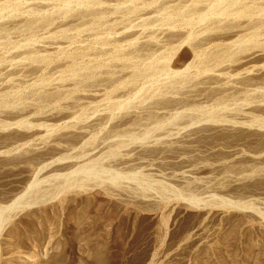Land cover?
<instances>
[{"label":"rangeland","instance_id":"rangeland-1","mask_svg":"<svg viewBox=\"0 0 264 264\" xmlns=\"http://www.w3.org/2000/svg\"><path fill=\"white\" fill-rule=\"evenodd\" d=\"M68 1L71 13L60 5ZM160 1L100 0L91 9L76 0H0V264H264V124L254 122L264 120V79L256 78L264 74V17L235 22L212 14L211 0H192L195 8L181 0L183 8H197L183 16L179 2L174 14V0L169 7ZM247 2L264 9V0ZM159 5L171 9L164 15ZM186 16L191 28L181 24ZM183 31L199 35L181 44ZM251 32L261 45L235 52L237 65L210 61L208 53ZM198 39L203 62L190 48ZM103 40L116 43L102 49ZM151 62L187 67L188 78L181 82ZM147 63L154 68L144 75ZM243 76L256 81L240 83ZM228 126L240 135L225 137ZM81 130V137L67 135ZM85 165L88 172L98 166L99 177L115 173L116 184L94 183L79 171Z\"/></svg>","mask_w":264,"mask_h":264},{"label":"bare ground","instance_id":"bare-ground-1","mask_svg":"<svg viewBox=\"0 0 264 264\" xmlns=\"http://www.w3.org/2000/svg\"><path fill=\"white\" fill-rule=\"evenodd\" d=\"M11 1H12V0H11ZM42 1H44V0H42ZM71 1H72V0H71ZM99 1H100V0H99ZM99 1H97V0H76V3H77L76 6H77V5H83V6H84V4H85V6L87 5L86 7H88V8L91 7V9H93L94 7L92 8V6H94L95 4H97ZM101 1H102V0H101ZM140 1H141V0H140ZM151 1L153 2V0H151ZM154 1H155V0H154ZM162 1H163V0H162ZM164 1H165V0H164ZM168 1L171 2V0H168ZM172 1H173V0H172ZM180 1H181V0H179V1H177V0L175 1V0H174V3H175V2H179V3H178V4H179L178 7H177V5H176V3H175V5H174L173 7L171 6L172 9H171V8H168V9H171V12L174 13V11H172V10H173V9H174V10H177V9H175V7L179 8V6L182 5V2H180ZM182 1H183V0H182ZM185 1H187V0H185ZM191 1H192V0H190V3H189V4H190L192 7H194V2H193V5H192ZM198 1L202 2L203 0H202V1H201V0H197V3H198V5H199L200 3H199ZM246 1H248V0H211V1H210L209 3H207V4H210L208 10L211 11L212 14L223 15V17H224V16H225V17L228 16V17H230L231 20H234V21H235L236 18H239V17H241V18H242V17H250V16H252V15H254V14L257 15V17H264V9H262V10H261V9H260V10H255L256 8H255L254 6H252V4H251V5H248L249 2H247V4H246V3H245ZM261 1H262V0H261ZM45 2H46V1H45ZM49 2H50V1H49ZM51 2H52V1H51ZM59 2H61V1H59ZM68 2H69V3H68ZM68 2H66L65 4H60V5H63V6L69 11V7H70L71 4H70V1H68ZM143 2H144V1H143ZM152 2H150V3H152ZM160 2H161V1L159 0V3H158V4H160ZM188 2H189V0L187 1V3H188ZM195 2H196V0H195ZM8 3H9V2H8ZM11 3H12V2H11ZM14 3H15V2H14ZM21 3H22V2H21ZM26 3H27V2H26ZM56 3H57V2H56ZM72 3H73V5H74V0H73ZM141 3H142V2H141ZM144 3L149 4V1H148V2L145 1ZM144 3H143V4H144ZM166 3L170 6V4H169V2H167V0H166V2H165V5L167 6ZM180 3H181V4H180ZM197 3H195V4H197ZM202 3H203V2H202ZM1 4H2V3H1ZM1 4H0V6H2ZM6 4H7V3H6ZM16 4H17V3H16ZM45 4H47V3H45ZM52 4H53V2H52ZM98 4H100V3H98ZM102 4H103V3H101V5H102ZM153 4L158 5V4H157V1H156V2H153ZM163 4H164V3H163ZM203 4H204V3H203ZM203 4H202V6H205V5L207 6V4H205V5H203ZM253 4H254V3H253ZM13 5H15V4H13ZM17 5H18V4H17ZM21 5H22V4H21ZM48 5L50 6L51 4L49 3ZM55 5H56V4H55ZM58 5H59V4H57L56 6H58ZM144 5H145V4H144ZM149 5H150V4H149ZM149 5H148V6H149ZM151 5H152V4H151ZM151 5H150L149 8H151ZM172 5H173V4H172ZM187 5H188V4H186V5H182V6H187ZM190 5H189V6H190ZM198 5H195V7H198ZM3 6H5V5L3 4ZM8 6H9V5H8ZM8 6H7V7H8ZM18 6H20V4H19ZM25 6H26V5H25ZM27 6H28V5H27ZM29 6H30V5H29ZM96 6H97V5H96ZM146 6H147V5H146ZM152 6H154V5H152ZM169 6H167V7H169ZM182 6H181V7H182ZM191 6H190V7H191ZM236 6H237V7H236ZM255 6H256V5H255ZM9 7H10V6H9ZM52 7H55V6H52ZM72 7H73V6H72ZM81 7H82V6H81ZM99 7H101V6L99 5ZM102 7L104 8V6H102ZM123 7H124V6H123ZM128 7H129V6H128ZM131 7H132V6H131ZM131 7H129V8H131ZM163 7H164V5H163ZM163 7L161 8V6L159 5L158 8H157V7H156V8H157V9H160V8H161L162 10H159V12L161 11L162 14L165 15V13H163V12H164V11L167 12L168 9L166 10L165 8H167V7H165V8H163ZM187 7H188V6H187ZM187 7H186V9H185V7H184V8H183V7L181 8L182 11H183V13H184V12L187 13V10H188V9L190 10V7H189L188 9H187ZM195 7H194V8H195ZM256 7L258 8V6H256ZM1 8H2V7H1ZM25 8H27V7H25ZM30 8H31V6H30ZM30 8H29V9H30ZM65 8H64V9H65ZM74 8H75V7H74ZM129 8H128V9H129ZM194 8H191V10L194 9ZM228 8H230V9H231V8H232V9H233V8H236V10H235L234 12H231V11H228V10H229ZM33 9H34V7H33ZM49 9L51 10L52 8L50 7ZM55 9H56V8H55ZM77 9H78V10H77L78 12H75V14H76V13H81V11L79 12V8H78V7H77ZM94 9H95V8H94ZM105 9H106V8H104V10H105ZM126 9H127V7H125V10H126ZM154 9H155V7H154ZM157 9H156V10H153V8H152L151 10H153V12H155V14H156V11H158ZM184 9H185L186 11H184ZM198 9H199V8H198ZM204 9H206V8H204ZM62 10H63V9H62ZM62 10H61V12H62ZM74 10H75V9H74ZM81 10H82V9H81ZM84 10H85V9H84ZM88 10H90V9H88ZM88 10L86 9L85 11L88 12ZM133 10H134V6H133ZM178 10H179V9H178ZM191 10H190V12H192ZM194 10L197 11V8L194 9ZM233 10H234V9H233ZM233 10H232V11H233ZM38 11L40 12V10H38ZM38 11H36V12H38ZM51 11H52V10H51ZM53 11H54V10H53ZM53 11H52V12H53ZM56 11H57V10H56ZM56 11H55V13H56ZM72 11H73V10H72ZM100 11H101V9L99 10V12H100ZM129 11H130V10H129ZM134 11H136V10H134ZM134 11H133V12H134ZM26 12H27V11H26ZM30 12H31V10H30ZM41 12H42V11H41ZM41 12H40V14H41ZM43 12H44V11H43ZM45 12H47V11H45ZM52 12L50 13V15L52 14ZM57 12H58V11H57ZM65 12H67V11H65ZM82 12H83V11H82ZM94 12H95V11H94ZM101 12H103V11H101ZM126 12H128V11L126 10ZM133 12H131V13H133ZM153 12L151 11V13H153ZM161 12H160V13H161ZM179 12H180V11H179ZM179 12H178V14H181V13H182V12H181V13H179ZM188 12H189V11H188ZM190 12H189V14H190ZM193 12H194V11H193ZM55 13H54V14H55ZM58 13H59V12H58ZM58 13H57V14H58ZM68 13H71V12L69 11ZM68 13H67V14H68ZM84 13H85V12H84ZM97 13H98V11H97ZM97 13L95 12V14H97ZM157 13H158V12H157ZM160 13H159V14H160ZM175 13L177 14V11H176ZM175 13H174V14H175ZM185 13H184V14H181V15L184 16V15H186ZM32 14L34 15L33 12H32ZM36 14H37V13H36ZM81 14H82V13H81ZM95 14H94V15H95ZM98 14H99V15H98ZM98 14H97V15L100 16L101 13H98ZM153 14H154V13H153ZM153 14H152V15H153ZM162 14H161V15H162ZM166 14H167V13H166ZM197 14H198V13H197ZM207 14H208V13H207ZM26 15H27V14H26ZM28 15H29V13H28ZM43 15H44V14H43ZM46 15H48V14H46ZM63 15H64V14H63ZM76 15H79V14H76ZM86 15H88V14L86 13ZM86 15H85V17H86ZM90 15H91V16H90ZM157 15H158V14H157ZM157 15H155V16L157 17ZM167 15H168V14H167ZM30 16H31V13H30ZM36 16H37V15H36ZM36 16H35V17H36ZM48 16H49V15H48ZM66 16H67V15H66ZM66 16H65V17H66ZM72 16H74V13H72ZM79 16H80V15H79ZM89 16L92 17V16H93V13H92V14H89ZM89 16H88V17H89ZM159 16H160V15H159ZM212 16H214V15H212ZM27 17H28V16H27ZM31 17H32V16H31ZM35 17H33V18H35ZM40 17H41V15L39 16V18H40ZM68 17H69V16H68ZM74 17H78V16H74ZM85 17H84V18H85ZM163 17H164V16H163ZM163 17H160L159 19L162 18L161 21H162V20L165 21L166 18L163 19ZM186 17H187V16H186ZM202 17H203V16H202ZM202 17L199 18V21H198V22L203 21V18H202ZM208 17H209V16H208ZM214 17H215V16H214ZM33 18H32V19H33ZM41 18H42V17H41ZM43 18H44V17H43ZM43 18L40 19V22H41V20H42V22H43V20L46 18V16H45L44 19H43ZM81 18H82V16H81ZM92 18H93V17H92ZM95 18H97V17H95ZM98 18H99V17H98ZM148 18H149V20H150L151 17L149 16ZM148 18H147V19H148ZM152 18H154V16H152ZM152 18H151V19H152ZM180 18H181V16H180ZM182 18H183V17H182ZM195 18H198V17H195ZM215 18H216V17H215ZM220 18H221V17H220ZM232 18H233V19H232ZM250 18H252V17H250ZM27 19H29V18H27ZM36 19H37V20L34 19L33 21H38V18H36ZM50 19H51V18L49 17V20H50ZM142 19H143V18H142ZM210 19H211V17H210ZM210 19H209V20H210ZM221 19H223V18H221ZM224 19H225V18H224ZM224 19H223V20H224ZM29 20H31V19H29ZM92 20H93V19H92ZM144 20H145V17H144ZM144 20H141V21L143 22ZM152 20L155 21V19H152ZM171 20H172V19H171ZM180 20H181V22H182L181 24L188 25V27L191 28V26H189V25L193 23V20L189 19L188 17H187V18H183V20H182V19H180ZM215 20H217V18H216ZM218 20H220V19H218ZM218 20H217V22H219ZM33 21L31 20V22H33ZM145 21H146V20H145ZM150 21H151V20H150ZM154 21H153V22H154ZM157 21H158V19H157ZM166 21H167V19H166ZM168 21H169V18H168ZM177 21H179V19H178ZM205 21H206V19H205ZM205 21H203V22L205 23ZM207 21H208V19H207ZM211 21L214 22L213 19H212ZM211 21H210V22H211ZM226 21L229 22L228 19H226ZM234 21H233V22H234ZM249 21H250V20H249ZM25 22H26L27 25L30 24V23H27V22H30V21H27V20H26ZM45 22H47V25H48V26H49V24H51V23L48 24V21H45ZM50 22H52V21H50ZM151 22H152V21H151ZM169 22H171V21H169ZM169 22H168V25H169ZM194 22H195V20H194ZM196 22H197V21H196ZM210 22H209V23H210ZM220 22H221V21H220ZM222 22H223V21H222ZM224 22H225V21H224ZM230 22H232V21H230ZM230 22H229V24L231 25ZM233 22H232V24L234 25V23L237 22V21H235L234 23H233ZM255 22H258V21H255ZM255 22L253 23V26H254V24H256ZM145 23H147V22H145ZM148 23H150V22L148 21ZM164 23H165V22H164ZM179 23H180V22H179ZM200 23H201V22H200ZM209 23H207V26L209 25ZM162 24H163V23H162ZM166 24H167V23H166ZM201 24H202V23H201ZM211 24H212V22H211ZM236 24H237V23H235V25H236ZM238 24H239V23H238ZM238 24H237V25H238ZM240 24H241V23H240ZM141 25H142V23H141ZM148 25H150V24H148ZM152 25H153V23H152ZM152 25H151V26H152ZM159 25H161V23H160ZM194 25H195V24H194ZM212 25H213V24H212ZM212 25H209V26H212ZM230 25H226V24H225V28H226L227 26L230 27ZM237 25H236V26H237ZM154 26H155V25H154ZM156 26H157V25H156ZM156 26H155V27H156ZM178 26H181V25L178 24ZM197 26H198V24H197ZM205 26H206V25H203V27H205ZM213 26H214V25H213ZM213 26H212V27H213ZM236 26H235V27H236ZM240 26H241V25H240ZM251 26H252V25H251ZM143 27H144V26H143ZM143 27H142V28H143ZM149 27H150V26H149ZM221 27H222V26H221ZM223 27H224V26H223ZM231 27H233V26H231ZM237 27L239 28V26H237ZM237 27H236V28H237ZM151 28H152V27H150V30L152 31ZM158 28H159V27H158ZM186 28H187V27H186ZM193 28H194L193 30L196 31V30H195V27H193ZM208 28H210V27H208ZM208 28H207V29H208ZM214 28H216V27L214 26ZM154 29H155V28H154ZM175 29H176V28H175ZM175 29H174V30H175ZM196 29H197V28H196ZM205 29H206V28H205ZM207 29H206V31H208ZM212 29H213V28H210V32L216 30V29H213V30H212ZM256 29H257V28H256ZM144 30H147V29L144 28ZM148 30H149V29H148ZM148 30H147V31H148ZM157 30H158V29H157ZM183 30H186V29L184 28ZM191 30H192V29H190V31H191ZM193 30H192V31H193ZM197 30H198V29H197ZM217 30H218V29H217ZM151 31H150V32H151ZM198 31H199V30H198ZM202 31H204V30L202 29ZM202 31H200V33H202ZM60 32H61V31H60ZM65 32H66V31H65ZM109 32H110V30H109ZM152 32H153V31H152ZM178 32H179V30H178ZM180 32H181V31H180ZM180 32H179V33H180ZM187 32H188V31H187ZM257 32H259V31H257ZM61 33H63V32H61ZM174 33H175V32H174ZM174 33H173V34H174ZM182 33H185V34H186V31H183ZM192 33H193V32H192ZM194 33H195V32H194ZM194 33H193V34H194ZM65 34H66V33H64L63 36H64ZM109 34H110V33H109ZM109 34H107V35H109ZM170 34H171V33H170ZM170 34L167 35L168 38H169ZM173 34H172V35H173ZM176 34H177V33H176ZM196 34H197V32H196ZM208 34H209V32H208ZM57 35H58V34H57ZM57 35H56V36H57ZM172 35H171V36H172ZM198 35H199V34H198ZM198 35H195V36L197 37ZM256 35H257L256 32H251L250 34H248V35H246V36H242V37L237 38L233 43H227L226 45L223 46L224 49L220 48V49H222V50L215 51V53H213V51H212V54H211V53H208V54H210L209 56H211V57L209 58V59H211L210 61L215 62V63H219V62L221 63L222 61H223V62H225V61H227V62H231V61L237 60V59H234V53H235V52H237V51H247V50L249 49L250 46H257V47H258V46L261 45V43L259 44V41L257 42ZM258 35H259V33H258ZM65 36H68V34H66ZM70 36H71V35H70ZM167 36H166V37H167ZM171 36H170V37H171ZM192 36L195 37L194 35H192ZM61 37H62V36H61ZM71 37H72V36H71ZM71 37H70V38H71ZM107 37L109 38V36H107ZM107 37H106V38L104 37L105 40L107 39ZM190 37H191L190 35H187V34H186V36L183 38L181 44H183V43H185V42H186L187 44L190 43V42L192 43V40H191V39H192L193 37H191V39H190ZM62 38H63V37H62ZM68 38H69V36H68ZM68 38H67V39H68ZM70 38H69V39H70ZM203 38L206 39L207 37H203ZM203 38H202V41L204 40ZM63 39H66V37H64ZM193 39H194V38H193ZM200 39H201V38H200ZM207 39H208V38H207ZM207 39H206V41H207ZM70 40H71V39H70ZM72 40H73V39H72ZM72 40H71V41H72ZM105 40H103L102 43H104ZM111 40H112V38H111V36H110L109 41H111ZM113 40H114V39H113ZM190 40H191V41H190ZM198 40H199V39H198ZM209 40H210V39H208V41H209ZM149 41H150V40H149ZM153 41H154V40H152V43H153ZM157 41H159V40H157ZM188 41H190V42H188ZM202 41H201V42H202ZM107 42H108V39H107ZM107 42H106V43H107ZM137 42H138V41H137ZM154 42H156V41H154ZM196 42H197V40L194 41V43L191 44V46L189 45L190 48H191L192 51H193L192 56H193L194 59H196V58L198 57V59L202 60L201 62H203V58H205L204 56H206L207 54H205L206 52H204V54H202V53L200 54V51H199V50H201L200 48H202L206 42H205V40H204L205 43H204V42L201 43L200 40H199V43H196ZM71 43H72V42H71ZM102 43H101V45H102ZM106 43H104V44H106ZM109 43H110V44H108V45L110 46L111 44L116 43V42H113V43L109 42ZM135 43H136V42H135ZM139 43H140V44H141V43L143 44V41H141V42H139ZM145 43H146V46L148 45L147 48L149 47V45L152 44L151 41H150L151 44H148L149 42H148V43L145 42ZM145 43H144V44H145ZM156 43H157V45L160 44V43L158 44V42H156ZM200 43H201V46H199ZM28 44H29V43H28ZM117 44H118V43H117ZM140 44L138 45V47H139V46L143 47V45H142V44L140 45ZM179 44H180V43H179ZM181 44H180V45H181ZM206 44H207V43H206ZM234 44H236L237 46L234 45ZM106 45H107V44H106ZM108 45H107V46H101V47H103L102 49H104V47L107 48ZM113 45H115V44H113ZM118 45H119V44H118ZM129 45H131V44L129 43ZM135 45H136V44H135ZM153 45L156 46V44H154V43H153ZM202 45H203V46H202ZM263 45H264V44H263ZM18 46H19V45H18ZM18 46H17V47H18ZM20 46H21V45H20ZM23 46H24V45H23ZM29 46H30V45H29ZM29 46H28V47H29ZM233 46H235L234 49H231V47H233ZM21 47H22V46H21ZM24 47H27V46H24ZM30 47H31V46H30ZM110 47L113 48L112 45H111ZM114 47H115V46H114ZM118 47L120 48V46H117V47H115V48L118 49ZM136 47H137V46H136ZM141 47H140V48H141ZM150 47H151V46H150ZM150 47H149V48H150ZM177 47H178V46H177ZM196 47H197V49H199L198 52H199L200 55L198 54V52L195 51ZM198 47H200V48H198ZM19 48H20V47H19ZM94 48H95V47H94ZM140 48H139V49H140ZM144 48H145V50H147L146 47H144ZM144 48H142V49H144ZM28 49H30V48H28ZM90 49H91V48H90ZM98 49H99V47H98ZM117 49H116V51H114V49H112V50L115 52V54H116V56H114V57H117V54H118ZM142 49H141V50H142ZM197 49H196V50H197ZM263 49H264V48H263ZM22 50H23V49H22ZM65 50H66V48H65ZM105 50H107V49H105ZM108 50H109V49H108ZM118 50H119V49H118ZM121 50H123V49H121ZM168 50H170V49H168ZM168 50H166V51H168ZM173 50H174V49H173ZM173 50H172V53H173ZM211 50H212V49H211ZM211 50H210V51H211ZM214 50H217V49H214ZM68 51H69V50H68ZM81 51H82V50H81ZM113 51H112V52H113ZM119 51H120V50H119ZM166 51H164V54H165ZM201 51H203V50H201ZM77 52H78V49H77ZM114 52H113V54H114ZM207 52H208V51H207ZM59 53H60V52H59ZM80 53H81V52H79V54H80ZM166 53L169 54L168 52H166ZM238 53H239V52H238ZM62 54H63V53H62ZM66 54H67V53H65V55H66ZM82 54H83V52H82ZM113 54H112V55H113ZM29 55H31V54L29 53ZM77 55H78V53H76V56H77ZM80 55H81V54H80ZM118 55H119V54H118ZM120 55H121V53H120ZM122 55H123V54H122ZM198 55H199V56H198ZM260 55H261V54H260ZM33 56H34V55H33ZM63 56H64V55H63ZM67 56L69 57L70 55H67ZM74 56H75V55H74ZM78 56H79V55H78ZM160 56H161V55H160ZM162 56H163V55H162ZM166 56H167V55H164L163 57H166ZM27 57H28V55H27ZM30 57H31V56H30ZM37 57H40L41 60H43L45 56H43V55L40 56V55H39V56H37ZM50 57H51V56H50ZM65 57H66V56H65ZM70 57H71V56H70ZM81 57H82V55H81ZM163 57H161V58H163ZM207 57H208V56H207ZM207 57H206V58H207ZM25 58H26V57H25ZM28 58H29V57H28ZM34 58H35V57H34ZM42 58H43V59H42ZM72 58H73V56H72ZM118 58H119V56H118ZM127 58H129V57H127ZM168 58H169V56H168ZM26 59H27V58H26ZM26 59H25V61H26ZM45 59L48 60L49 58L47 57V58H45ZM121 59H122V57H121ZM123 59H124V58H123ZM157 59H159V57H157ZM157 59H156V60H157ZM209 59H208V60H209ZM246 59H247V58H246ZM30 60H31V59H30ZM38 60H39V59H38ZM38 60H37V61H38ZM126 60H127V59H126ZM129 60H130V59H129ZM159 60H160V59H159ZM167 60H168V59H167ZM167 60H166V62H167ZM19 61H20V60H19ZM33 61H35V59H33ZM44 61H45V60H44ZM44 61H43V62H44ZM122 61H123V60H122ZM130 61H131V60H130ZM151 61H152V60H151ZM161 61H162V60H161ZM205 61H207V59H205ZM205 61H204V62H205ZM210 61H209V62H210ZM20 62H21V61H20ZM35 62H36V61H35ZM97 62H98V61H97ZM127 62H128V61H127ZM131 62H132V61H131ZM131 62H130V63H131ZM156 62H160V61H156ZM164 62H165V60H164ZM207 62H208V61H207ZM234 62H235V61H234ZM50 63H51V62H50ZM102 63H103V62H102ZM124 63H125V61H124ZM145 63H146V62H145ZM145 63H144V64H145ZM151 63H152V65H153V64H154V65L156 64V65H158V66L163 67V65H160L159 63H154V62H151ZM151 63H150V64H151ZM161 63H162V64H166V63H163V62H161ZM240 63H241V62H240ZM96 64L100 66L101 63H100V64L96 63ZM103 64H104V63H103ZM121 64L124 65L122 62H121ZM126 64H127V63H126ZM132 64H133V63H132ZM141 64H142V63L137 64V65H141ZM144 64H143V66H142V69H143V70H141V71H144L143 74L145 75V74H146L145 71H148V72H149L151 69L153 70L154 67L152 66V68H151V65H149L148 63H147L148 65H147V64L144 65ZM230 64H231V63H230ZM232 64L235 65L236 62H235V63H232ZM72 65H73V64H72ZM101 65H102V64H101ZM122 65H120V69L126 67V66L123 67ZM219 65H220V64H219ZM236 65H237V64H236ZM127 66H128V64H127ZM130 66H131V64H130L128 67H130ZM164 66H167V65H164ZM70 67H71V66H70ZM75 67H76V66H75ZM128 67H127V68H128ZM134 67H135V68H134ZM156 67H157V66H156ZM85 68H87V72H88V67L85 66ZM133 68L136 69L137 66L135 65V66H133ZM140 68H141V67H140ZM140 68L138 67V69H140ZM159 68H160V67H159ZM159 68H158V69H159ZM163 68L166 70V68L169 69V66L166 67V68H165V67H163ZM72 69H74V67H73ZM89 69H90V67H89ZM124 69H125V68H124ZM155 69L157 70V68H155ZM260 69H261V67L259 68V70H260ZM79 70H80V68H79ZM132 70H133V69H132ZM156 70H155V71H156ZM165 70H162V71H163V74L165 73L166 75H176V76H180V78L183 77V78H185V79L188 78V77H187V76H188V74H187V70H188V68H187V67L184 68L183 71H180V70H178V71H175V70H166V72H164ZM256 70H257V69H256ZM259 70H257V72H259ZM71 71H72V70H71ZM82 71H83V70H82ZM82 71H81V72H82ZM90 71H91V70H89V72H90ZM94 71H95V70H94ZM121 71L124 72V70H121ZM125 71H126V69H125ZM141 71H133V72H134V73H136V72H139V73H140ZM188 71H189V70H188ZM261 71H262V69H261ZM74 72H75V71H74ZM85 72H86V71H85ZM85 72H83V73H85ZM87 72H86V73H87ZM89 72H88V73H89ZM148 72H147V73H148ZM72 73H73V71H72ZM83 73H81V74H83ZM91 73H92V72H91ZM91 73H90V74H91ZM124 73H125V72H124ZM134 73H133L132 77L134 76V77H136V78L142 74V73H141V74L139 75V74L137 73L136 75H138V76H135ZM150 73H151V71H150ZM152 73H154V71H153ZM189 74H190V72H189ZM73 75H74V74H73ZM73 75H72V77H73ZM75 75H77V74H75ZM75 75H74V79L76 78ZM84 75L87 76L88 74H84ZM84 75H83V76H84ZM130 76H131V75H130ZM141 76H142V75H141ZM190 76H191V75H190ZM193 76H194V75H193ZM193 76H191V77H193ZM90 77H91V75H90ZM134 77H133V78H134ZM170 77H171V76H170ZM83 78H84V77H83ZM91 78H92V77H91ZM173 78H176V77H173ZM173 78H171V79H173ZM183 78L180 79L181 82H182V79H183ZM256 78H257V80H258V79L263 80V79H264V74H260V75L256 76ZM76 79H77V81H79L78 79H80V75H78ZM85 79H87V78H85ZM88 79H89V78H88ZM88 79H87V80H88ZM108 79H109V78H108ZM110 79H111V77H110ZM155 79H156V78H155ZM171 79H170V80H171ZM176 79H177V78H176ZM185 79H184V80H185ZM190 79H191V78H190ZM80 80H81V79H80ZM111 80H112V79H111ZM128 80H129V79H128ZM170 80H169V81H170ZM254 80H255V78L253 79V77H252V78H248V77L245 78V77L243 76V79H240L239 81H240V83H246V84L248 83V84H250L251 82H254ZM82 81L85 82L86 80L82 79ZM88 81H89V80H88ZM92 81H93V80H92ZM92 81L90 80L89 82L92 83ZM112 81H113V80H112ZM172 81L175 82V80H172ZM255 81H256V80H255ZM80 82H81V81H79V83H80ZM170 82H171V81H170ZM174 82H173V83H174ZM179 82H180V81H179ZM179 82H176V84H177V83L179 84ZM183 82H184V81H183ZM186 82H187V81H186ZM127 83H128V82H127ZM168 83H169V82H168ZM171 83H172V82H171ZM173 83H172V84H173ZM172 84H171V86H172ZM181 84H182V83H181ZM183 84H184V83H183ZM85 85H87V81H86V84H85ZM173 85H175V84H173ZM171 86H169V87H171ZM175 86H176V85H175ZM179 86H180V85H179ZM114 87H115V86H114ZM169 87H168V88H169ZM172 87H174V86H172ZM172 87H171V88H172ZM74 89H76V88H74ZM115 89H117V87H116ZM70 91H71V90H70ZM115 91H116V90H115ZM163 91H164V90H163ZM213 91H214V90H213ZM220 91H221V90H220ZM75 92H76V91H75ZM135 92H136V91H135ZM144 92H145V91H144ZM147 92H148V91H147ZM54 93H55V92H54ZM57 93L60 94L59 92H57ZM57 93H56V94H57ZM70 93H71V92H70ZM72 93H74V91H73ZM136 93H137V92H136ZM8 94H9V93H8ZM8 94H3V95H8ZM13 94H14V93H13ZM13 94H11V95H13ZM16 94H17V93H16ZM16 94H15V95H16ZM92 94H93V93H92ZM140 94H141V93H140ZM140 94H139V95H140ZM3 95H1V96L4 97ZM11 95H9V96H10V97H13V96H11ZM93 95H95V94H93ZM151 95H152V94H151ZM9 96H7V97L10 99ZM17 96H18V95H17ZM149 96H150V95H149ZM46 97H47V96H46ZM79 97H80V96H79ZM85 97H86V96H85ZM87 97H88V96H87ZM89 97H92V96L89 94ZM93 97H95V96H93ZM93 97H92V98H93ZM5 98H6V97H4L3 99H5ZM16 98H17V97H16ZM18 98H19V96H18ZM76 98H77V97H76ZM152 98H153V97H152ZM183 98H184V97H183ZM0 99H1V98H0ZM3 99H2V100H3ZM12 99L15 100L14 98H12ZM162 100H164V99L162 98ZM162 100H161V102H162ZM165 100H166V99H165ZM165 100H164L163 102L166 104L167 101L165 102ZM173 100H175V99H173ZM173 100H172V101H171V100H168V101H169V103H171V102H173ZM5 101H6V102H9V100L7 101V99H6ZM5 101L3 100V104H6ZM127 101H128V100H127ZM176 101H177V100H175V102H176ZM4 102H5V103H4ZM13 102H14V101H13ZM123 102H124V101H123ZM156 102H159V101H156ZM0 103H1V100H0ZM10 103H11V102H10ZM119 103H120V102H119ZM121 103H122V101H121ZM129 103H130V101H129ZM142 103H143V102H142ZM153 103H154V102H153ZM159 103H160V102H159ZM117 104H118V103H117ZM125 104H126V103H125ZM127 104H128V103H127ZM138 104H139V103H138ZM162 104H163V103H162ZM162 104H160V105H162ZM0 105H1V104H0ZM115 105H116V104H115ZM118 105H119V104H118ZM163 105H164V104H163ZM4 106H5V105H4ZM7 106H8V105H7ZM11 106H12V104H11ZM116 106H117V105H116ZM0 107H2V106H0ZM13 107H14V106H13ZM110 107H111V106H110ZM113 107H115V106H113ZM154 108H155V107H154ZM205 110H206V109H205ZM176 114H177V113H176ZM176 114H175V115H176ZM179 114H180V113H179ZM181 114H182V113H181ZM181 114H180L179 116H182ZM201 114H202V113H201ZM184 115H186V113H185V114L183 113V116H184ZM103 116H104V115H103ZM105 116H106V115H105ZM107 116H108V115H107ZM110 116H111V115H110ZM177 116H178V115H177ZM108 117H109V116H108ZM105 118L107 119V117H105ZM109 118H110V117H109ZM125 118H126V117H125ZM174 118H176V116H174ZM174 118L172 119L173 121H176V120L179 119V118H178V119H177V118L174 119ZM111 119H112V117H111ZM213 119H216L217 122L225 121V119L222 118V117H220V116H216V117L213 116ZM263 119H264V118H263ZM127 120H128V119H127ZM127 120H121V121H123V122H124V121L128 122L129 120H128V121H127ZM96 121H97V120H96ZM130 121H131V120H130ZM119 122H120V121H119ZM131 122H132V121H131ZM254 122L259 123V124H264V120H262V119H255ZM232 125H233V124H232ZM232 125H231V127H232ZM255 125H256V124H255ZM228 127H229V126H228ZM231 127L228 128V131L230 130ZM214 129H215V128H214ZM222 129H223V128H222ZM224 129H225V128H224ZM233 129H234V128H233ZM233 129H232V130H233ZM226 130H227V128H226ZM81 131H83V130H81ZM214 131H215V130H214ZM220 131H222V133H223V130H220ZM224 131H225V130H224ZM233 131H234V130H233ZM236 131H238V129H236ZM240 131H241V133H243L242 130H239V132H240ZM84 132H85V131H83V132H80V131H79V132H75L74 134H73V133L71 134L70 132H68V133H70V134H67V135H70V137H72V136H74V135H78L79 137H81V136L84 135ZM230 132H231V130H230L229 132L225 131V133H223V135H224L225 137H227V138H229V137H232V138H233V137H236V136H239V135H240L239 133H238V134H233V133H230ZM147 133H149V131L145 132V134H147ZM235 133H236V132H235ZM258 133H259V132H258ZM72 140H73V139H72ZM235 153H236V152H235ZM230 154H231V153H230ZM231 155H232V154H231ZM233 156H234V155H233ZM249 159H251V160L253 161V160L256 159V158H255L254 156H252V157H250ZM94 163H96V161H95ZM94 163H92V164H94ZM92 164H89V165L91 166ZM89 165H88V166H89ZM94 165H95V164H94ZM94 165H92V166H94ZM96 165H97V163H96ZM86 167H87V166L85 165L83 168H80L79 171H83L87 176H89V177L94 181V183L100 184V183L104 182V180L106 179L107 181H109V184H108V185H115V184H116V179H117V178H116L115 175H114L115 173L112 175L111 172H110V175H108V176H106V177H101V176L99 177V176H97L98 174H97V175L95 174V172L98 173V170H97V169H98V168H97L98 166H97V167L95 166V168L92 169L93 171H90V170H89V172L86 170ZM90 169H91V168H90ZM94 169H96L95 172H94ZM258 170H260V169L258 168ZM263 171H264V169H263ZM261 172H262V171H261ZM263 173H264V172H263ZM258 174H262V173H259V172H258ZM68 175H69V174H68ZM99 175H101V174H99ZM105 175H106V174H105ZM61 179H62V178H61ZM64 180H65L66 183H68V185H70L71 182H72V181H71V176H70V175L64 177ZM117 183H118V182H117ZM108 185H106V186L104 187V189H108V188H109ZM72 186H73V185H72ZM70 192H71V191H70ZM105 194H106V193H105ZM116 196H117V195H116ZM34 197H35V196H34ZM34 197H33V201H34V199H35ZM35 201H36V200H35ZM35 201H34V202H35ZM21 202H22V201H21ZM23 204H24V201H23ZM20 205H22V204L20 203Z\"/></svg>","mask_w":264,"mask_h":264}]
</instances>
